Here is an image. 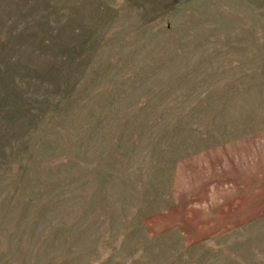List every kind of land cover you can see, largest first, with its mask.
<instances>
[{
  "label": "rangeland",
  "instance_id": "rangeland-1",
  "mask_svg": "<svg viewBox=\"0 0 264 264\" xmlns=\"http://www.w3.org/2000/svg\"><path fill=\"white\" fill-rule=\"evenodd\" d=\"M0 264H264V0H0Z\"/></svg>",
  "mask_w": 264,
  "mask_h": 264
}]
</instances>
